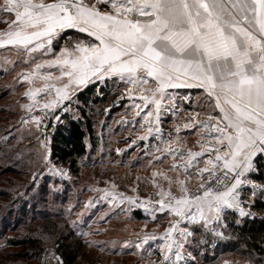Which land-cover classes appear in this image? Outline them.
I'll list each match as a JSON object with an SVG mask.
<instances>
[{
	"label": "snow or ice",
	"instance_id": "snow-or-ice-1",
	"mask_svg": "<svg viewBox=\"0 0 264 264\" xmlns=\"http://www.w3.org/2000/svg\"><path fill=\"white\" fill-rule=\"evenodd\" d=\"M0 13L14 14L9 30L0 34V46L54 57L17 78L21 86L29 85L23 95L30 102L22 105L29 118L22 122L30 121L37 130L48 116L68 109L77 91L107 78L133 86L127 89L130 95L135 87L143 93V85L155 84L147 90L150 95L139 96L146 105H155V119L147 128L149 136L156 134L154 138L163 139L158 125L165 111L162 101L173 99L169 89H202L218 110L217 115L199 121L209 140L200 152L161 150L178 157L182 164L172 167H182L185 173L206 155L197 174H207L209 181L193 192L186 181L169 179V190L161 188L156 193L160 199L154 210L172 215L173 220L162 236L143 235L135 247L160 239L162 262L157 264H184L183 249L193 236L189 224L216 233L226 211L250 215L242 189L250 186L254 197L259 187L264 196V185L249 179L256 159L264 156V0H229L227 4L223 0H0ZM66 29L91 39L56 53L53 40ZM44 68L58 69L59 75L41 73ZM36 79L42 81L40 86H34ZM40 94L42 105L36 100ZM152 115L148 112L145 119ZM57 175L63 178L67 173L57 170ZM173 184L177 192L171 190ZM109 195L115 198L104 193L105 198ZM216 234L222 236V232Z\"/></svg>",
	"mask_w": 264,
	"mask_h": 264
},
{
	"label": "rangeland",
	"instance_id": "rangeland-1",
	"mask_svg": "<svg viewBox=\"0 0 264 264\" xmlns=\"http://www.w3.org/2000/svg\"><path fill=\"white\" fill-rule=\"evenodd\" d=\"M99 6L104 10V5ZM13 21L14 14L0 13V34L7 32ZM90 39L86 33L76 29H66L54 38L52 48L58 53L61 48L72 49L75 43L87 42ZM38 53L30 56L18 47L0 46V145L3 147V152H0V204L7 206L6 209L0 210V226H5L0 234V256L7 257L8 261L22 262L21 259H12V255L19 253L20 249L8 246L7 240L19 238V234L20 236L31 234L44 241L42 252L46 248L56 247L53 245L54 239L66 228L75 234L79 233L87 242L89 251L97 254L98 259L91 262L90 259L86 260L85 264L87 262V264L162 262L161 255L158 254V260L152 255L155 254L152 249L158 248L157 244H160L161 240L148 241L140 248L135 247V243L143 235H153L154 229L149 224L151 223L149 216L155 213L160 219L167 215L165 212L154 210L155 202L160 199L156 193L161 188L168 191L169 179L187 178L181 169V174L179 170H174L172 161L169 160L170 155L161 150L167 147L174 150L175 146L170 140L177 136V133L182 136L193 131L183 125L179 129L174 128L171 124L172 120L176 123L193 121L199 116L200 111L203 115L214 116L213 106L205 94L193 96V94L188 95V91L172 96L169 107L162 102L165 111L158 125L163 136L161 140L154 138L155 133L151 136L147 134L149 122L155 119V105L150 103L146 105L145 101L139 99L140 95L137 93V90L141 92L139 87H135L130 95L127 89L133 86L122 83L118 78H107L104 81L91 83L89 85L96 83L103 85L105 81H110L107 88L115 95L104 108H100L102 113L96 119L98 137L96 148L90 151V145L87 143L89 153L79 162L78 173L73 174L66 166L50 160L52 124L60 121V114L65 109L48 116L39 130L30 121L22 122L29 118L28 111L22 107L30 102L23 95L29 85L24 83L21 86L22 82L17 78L21 73L30 72L31 66L35 63L32 61L39 59ZM41 84L42 81L38 79L34 81V86ZM146 87L150 89L155 86L150 81L145 85V89ZM78 93L73 95L70 111L62 117L63 123L68 118L77 116ZM36 100L41 105L45 102L43 94L38 95ZM179 107L186 117L183 114L173 116L172 110ZM137 112L140 114L137 115ZM148 112H153V115L145 119ZM35 114H40L38 108ZM142 137L146 138L142 139ZM44 141L46 144L43 143ZM181 149L199 152L201 145L194 143ZM45 155L47 161L43 159ZM155 157L159 159H154ZM57 170H63L67 175L62 178L57 175ZM255 170L254 164L252 173ZM207 179L206 177L203 183ZM249 179L251 180L250 177ZM172 187L174 188L175 185L173 184ZM104 193L115 194V198L112 195L105 198ZM249 195H245L243 200L251 201ZM260 196L257 187L253 200ZM121 197L124 198L122 202ZM129 198L136 202L131 203ZM137 210L142 213L143 221H129L127 218L133 216V212ZM227 213L241 218L234 210H228L225 214ZM224 216L220 226L216 228V233L222 232V236L203 227H190L193 236L188 238L187 245L183 249L187 256L184 264L189 261L195 264H212L205 261L207 260L205 258L192 256L190 249L196 246L194 231L196 228H201L213 234L211 247H214L217 244L213 245V241L218 243L220 239L224 241L227 238ZM41 217H44V220L39 221ZM29 223L33 224V228L38 225L39 229L35 232L33 229L30 230V226H27L30 225ZM52 224L55 225L54 229ZM54 232H56L55 237H53ZM125 241L131 247L125 245ZM124 252H134L141 260L137 261V258L134 259L132 256L123 258L121 254ZM188 253L191 255L188 256ZM152 258H155L154 263ZM215 264H250V262L242 256L225 254L219 256Z\"/></svg>",
	"mask_w": 264,
	"mask_h": 264
},
{
	"label": "trees",
	"instance_id": "trees-1",
	"mask_svg": "<svg viewBox=\"0 0 264 264\" xmlns=\"http://www.w3.org/2000/svg\"><path fill=\"white\" fill-rule=\"evenodd\" d=\"M109 84L110 81H105L103 85L98 83L89 85L78 93L76 101L77 116L71 119L68 118L65 123L55 130L51 137L50 160L66 166L73 174L78 173L79 162L89 153L87 143L90 145V151H93L98 144L96 119L102 113L100 108H104L115 95L108 90L107 86ZM0 152H3L1 145ZM255 168V172L251 173L249 177L254 182L264 185L263 156L256 159ZM6 208L7 206L0 204V210ZM252 210L259 216L258 218L248 216L238 218L231 213L225 214L224 223L226 224L225 234L227 238L224 241L220 239L214 247H211L213 234L201 228H196L194 231L196 248L190 249L192 256L205 258L207 259L205 261L215 264L219 256L229 254L245 257L250 264H264L263 197L260 196L254 200ZM133 216L142 219L141 216L136 215V212H133ZM42 219L44 220V217H41L39 221H42ZM27 226H30V230L33 229L34 232L39 229L38 225L35 228H33V224ZM4 228L5 226H0V234ZM52 228L54 229L55 225L52 224ZM54 235L56 236V232L53 233V237H55ZM7 244L20 249L19 253L12 255V259H21L22 262L8 261L7 257L0 256V264H38L44 241L31 234L25 236L19 234V238L9 239ZM53 245H56L62 264H85L86 260L89 261L90 259L91 262L97 258L96 254L89 251L87 242L82 239L79 233L75 234L66 230V228L54 239ZM186 264H195V262L189 261Z\"/></svg>",
	"mask_w": 264,
	"mask_h": 264
},
{
	"label": "crops",
	"instance_id": "crops-1",
	"mask_svg": "<svg viewBox=\"0 0 264 264\" xmlns=\"http://www.w3.org/2000/svg\"><path fill=\"white\" fill-rule=\"evenodd\" d=\"M88 1H90L92 3H96V0H88ZM223 2L227 4L229 2V0H223ZM100 5H103V3L101 2ZM59 51H60V49H59ZM59 51H58V53H59ZM40 54L41 53L39 52L38 53L39 59H35L34 61H32V62H35V63L31 66L30 72L33 71L34 65L36 63H42L44 59H52V58H54L51 53L48 54L47 56H42ZM27 55H30L31 56L32 54H27ZM46 71H53V75L54 76H58L59 75L58 69H47V68H44V69H41L40 70L41 73L46 72ZM53 82H55V81H53ZM94 82H97V81H93L91 83H94ZM91 83H89V84H91ZM154 86H155V84H154ZM142 87L145 89V85H143ZM152 88H154V87H152ZM148 89L149 88L146 87V89H145V91L143 93L140 92L139 90H137V93L139 95H150V93L147 91ZM82 90H80V91H82ZM182 91H188V95L193 94V96H195L196 94H201V95L204 94L203 93V90L202 89H199V88H190V89L189 88H177V89H169V90H167L168 94L171 95V96H174V95H176V94H178L179 92H182ZM78 92L79 91H77L76 93H78ZM183 93H185V92H183ZM162 102H165V104L169 107L170 100L162 101ZM172 113H173V116L175 114H183V116L186 117V114L183 111H181V107L175 108L174 110H172ZM217 113H218V110H215L214 111V114L217 115ZM198 114H199V116H197L196 119L193 120V121H188V122L187 121L186 122L179 121L177 123H176L175 120H172L171 121V124L174 126V128H178L179 129V128H181L182 125L184 126L185 124H189L190 125L189 127L191 129H193V131L192 132L190 131L189 134H183L182 135L183 137L182 136H179L180 133H177V136L175 135L170 140L171 141V144L175 146L174 147V150L180 149V150H183L186 153L189 149H181L182 147L184 148V147L190 146V145H192L194 143L200 144V145L209 143V140H208L207 135H206L207 130L204 129L203 127L199 126V121L207 120L208 119V116L207 115H203L202 111L198 112ZM188 137H190V138H188ZM190 151H193L194 152V150H190ZM206 158H207V156L205 155L204 158H201L199 160L198 164H194V166L192 168H190L187 171V173H184V175L187 176V178L183 177V180L187 182V188H188L189 191H193V192L196 191L198 189V186L201 183H203V180L206 177L208 178V175L207 174H204L202 177L197 174V168H201L202 169L204 167ZM263 158H264V156H263ZM169 160L172 161V165L173 164H176V165H181L182 164V161L178 157L169 156ZM180 169L185 172V170L182 167ZM180 169L178 171L179 174H181ZM174 170H177V169L174 168ZM171 190L173 192H177L178 191V189L176 187H174V188L172 187ZM135 212H136V215H139V216L142 215V213H140L138 210L135 211ZM156 215L157 214L154 213V214H152V215L149 216L150 217V220H151V223H149V224L153 226V229H154L153 230V234L156 235L157 237H160V236H162L164 234L165 230L168 229V227L170 226V222H172L173 217H172V215L167 214V215L162 216V218L159 219V218H157L158 216H156ZM130 217H131V220H130ZM130 217L127 218V219H129V221H133V220L143 221V219H137V218H134L133 216H130ZM136 223H142V222H136ZM154 226H156V227H154ZM193 226L194 227L195 226L201 227L199 224H189L188 225L189 230H191L192 228H190V227H193ZM158 240H160V239H158ZM161 243L162 242H160V244H157L159 246L158 248H153L152 249L153 253H155V254H152V255H154V257H156L157 260L159 258V257H157L158 254L160 255L159 249H160ZM128 255H129V257H128ZM121 256L123 258H130L132 256V257H134V259L136 257L137 258L136 259L137 261L138 260H141V259H139V257H137V255L134 252H124V253L121 254ZM152 259H153L152 262L154 263L155 262V260H154L155 258H152ZM156 263H154V264H156Z\"/></svg>",
	"mask_w": 264,
	"mask_h": 264
},
{
	"label": "built area",
	"instance_id": "built-area-1",
	"mask_svg": "<svg viewBox=\"0 0 264 264\" xmlns=\"http://www.w3.org/2000/svg\"><path fill=\"white\" fill-rule=\"evenodd\" d=\"M69 111H70V107L68 109L63 110L61 112V114H60V121L58 123H53L52 124L53 125V128H51V133H50V136L51 137L54 134L55 130L58 128V126H60V125L63 124L64 119L62 117L65 116V115H67L69 113ZM209 179H210V177H208V179L206 180V182H208ZM247 194L248 195L250 194L249 196H251V201H248L247 202V201L243 200V198ZM253 198L254 197L252 196L251 187L250 186L244 187L242 189V200H243V204H244V207H245L246 212H249L250 213V215H247V216L248 217H251V218H253V217L258 218L259 216L252 210V204L254 202ZM216 244H217V242L216 241H213V245H216ZM186 259H187V256H186ZM38 264H62V260H61V258L59 256V254L57 253L56 247L44 249L41 252V254H40Z\"/></svg>",
	"mask_w": 264,
	"mask_h": 264
}]
</instances>
